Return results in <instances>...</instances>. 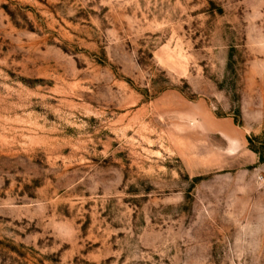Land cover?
Wrapping results in <instances>:
<instances>
[{
	"label": "rangeland",
	"instance_id": "rangeland-1",
	"mask_svg": "<svg viewBox=\"0 0 264 264\" xmlns=\"http://www.w3.org/2000/svg\"><path fill=\"white\" fill-rule=\"evenodd\" d=\"M0 264H264V0H0Z\"/></svg>",
	"mask_w": 264,
	"mask_h": 264
}]
</instances>
